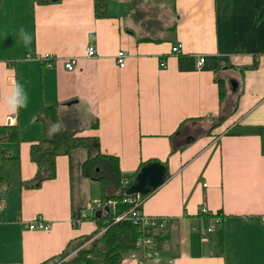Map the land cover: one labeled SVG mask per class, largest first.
Wrapping results in <instances>:
<instances>
[{"label":"crops","instance_id":"crops-1","mask_svg":"<svg viewBox=\"0 0 264 264\" xmlns=\"http://www.w3.org/2000/svg\"><path fill=\"white\" fill-rule=\"evenodd\" d=\"M106 3V16L96 18L93 0H0V126L17 125L20 138L0 146L18 155L21 178L35 174L30 145L43 135L36 117L44 106L58 104L64 129L97 140L58 156L55 177L39 188L5 192L0 264H38L93 233L95 223L81 219L98 211L99 185L81 165L98 152L117 157L121 174L150 162L167 170L142 198L144 216L171 220L159 248L154 233L147 264H264V0L142 1L162 29L132 16L129 0ZM21 26L32 37L27 46ZM142 36L161 41L137 42ZM177 43L181 52L171 54ZM89 46L93 57L85 55ZM67 59L76 61L72 70ZM13 79L29 96L18 115L3 105ZM37 218L49 229H28Z\"/></svg>","mask_w":264,"mask_h":264},{"label":"trees","instance_id":"trees-1","mask_svg":"<svg viewBox=\"0 0 264 264\" xmlns=\"http://www.w3.org/2000/svg\"><path fill=\"white\" fill-rule=\"evenodd\" d=\"M32 1L37 5L51 2V0ZM106 1L93 0V11L96 18L106 16ZM140 1L145 2L146 0H138V3L137 0H129L133 11L132 16L138 13V19L155 20L153 11L148 12L144 7L142 10L140 9L142 7ZM142 22L145 23V20H142ZM154 24L162 29L160 22L155 20ZM149 40L161 41L160 38L152 39V37L144 36L137 38V42ZM217 85L219 103L221 104L226 93L223 80L218 79ZM58 106V104L44 106L37 114L36 119L43 124V135L30 145V158L36 167L33 177L23 180L20 175L18 155H12L8 149L0 146V202L5 192L10 188L36 189L44 181L53 179L55 177V159L58 156H68L76 149H89L91 142L96 140L95 137L79 135L76 131L64 129L63 127L52 136L46 135L50 123L57 120L62 122ZM224 119L225 117L219 118L212 128L220 125ZM92 126H95V124ZM7 142L20 143L17 125L0 126V143ZM81 172L84 177L97 182L99 185L100 204L98 211L91 217L81 219L82 221H93L96 229L89 235L80 236L70 241L58 255L38 264H121L136 248L135 243L139 236L137 227L130 220L118 219V217L127 213L132 206L124 202L127 197L125 191L131 185L138 169L131 174H121L117 157L98 152L82 163ZM145 197L142 196V198ZM109 201L113 204L108 203ZM4 220V212L0 209V222ZM170 221L168 220L165 228L155 236L157 248L167 238L165 232ZM216 237V247L218 252L221 253L223 250L222 230L216 232ZM71 251L75 255L67 258Z\"/></svg>","mask_w":264,"mask_h":264},{"label":"built area","instance_id":"built-area-1","mask_svg":"<svg viewBox=\"0 0 264 264\" xmlns=\"http://www.w3.org/2000/svg\"><path fill=\"white\" fill-rule=\"evenodd\" d=\"M171 54H179L181 52V44L177 43L176 45L171 46ZM85 55L87 57H93L96 55V51L92 46H89L85 50ZM39 59V56H37ZM125 53L119 51L115 56V61L119 68H123L125 65ZM42 60V58H41ZM47 67L53 65V61L49 56H44L43 60ZM204 61L203 57H199L197 64L200 66ZM75 59H67L64 61V68L67 70H72L75 66ZM161 65H163L161 63ZM142 197L138 194L127 195L124 199V202L131 204L132 206L127 213L119 216L118 219H127L130 220L139 232V236L135 243V250L129 255L130 258H135L139 261L140 264H147V261L153 259L155 244L153 242L154 233H157L160 230H163L167 224V218L165 217H146L141 213L140 206L142 204ZM108 203L113 204L111 201ZM200 212L202 214L207 213L204 207H201ZM216 221H219L216 219ZM27 228L31 230H47L49 229V223L42 221L40 218H37L33 222L27 224ZM212 228H208L206 231L210 232Z\"/></svg>","mask_w":264,"mask_h":264},{"label":"clouds","instance_id":"clouds-1","mask_svg":"<svg viewBox=\"0 0 264 264\" xmlns=\"http://www.w3.org/2000/svg\"><path fill=\"white\" fill-rule=\"evenodd\" d=\"M19 38L25 46L31 42V34L21 26L19 28ZM29 103L28 92L23 83L13 79L10 83L7 94L3 98V105L10 115H18L20 109L26 108ZM62 129V122L57 120L47 127L46 135L52 136Z\"/></svg>","mask_w":264,"mask_h":264},{"label":"water","instance_id":"water-1","mask_svg":"<svg viewBox=\"0 0 264 264\" xmlns=\"http://www.w3.org/2000/svg\"><path fill=\"white\" fill-rule=\"evenodd\" d=\"M73 102H68L70 105ZM167 177L166 168L158 162H150L143 165L132 180L131 185L125 191L126 195L138 194L145 196L164 183Z\"/></svg>","mask_w":264,"mask_h":264},{"label":"rangeland","instance_id":"rangeland-1","mask_svg":"<svg viewBox=\"0 0 264 264\" xmlns=\"http://www.w3.org/2000/svg\"><path fill=\"white\" fill-rule=\"evenodd\" d=\"M163 35H164V34H163ZM233 82H234V80H232V81L230 82V85H231L232 88H233V84H234ZM227 104H228V102H227ZM72 255H75V253L71 251V252L68 254L67 258L72 257ZM128 257H130V256L128 255ZM154 257H155V256H153V259H151V261L154 260Z\"/></svg>","mask_w":264,"mask_h":264}]
</instances>
